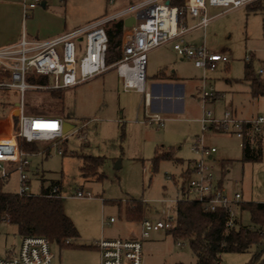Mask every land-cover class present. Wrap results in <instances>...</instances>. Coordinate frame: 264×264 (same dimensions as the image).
<instances>
[{"label": "rangeland", "instance_id": "374dc122", "mask_svg": "<svg viewBox=\"0 0 264 264\" xmlns=\"http://www.w3.org/2000/svg\"><path fill=\"white\" fill-rule=\"evenodd\" d=\"M7 1L0 0V7ZM48 1L47 10L38 17L31 18L33 10L26 13L23 27L27 40L43 38L62 26L67 16L76 21L87 19L104 7L108 9L105 15L108 16L118 9L121 0L114 5L106 0H68L65 12L64 0ZM225 10L208 7V16L213 17L210 25L205 30L187 35L185 41L197 47L204 46L212 53L225 54L230 59L229 63H220L216 70L204 74L193 62L181 59L171 45H165L148 53L147 75L174 71L178 78L188 83L193 95L198 88L201 89L205 78L207 88L220 93L218 100L207 103L216 119H221L227 109L236 112L239 119L264 116V96L253 98L249 85L243 82L247 55L254 56L252 65L255 72L264 66V0L238 10ZM197 21L188 16L186 25L190 27ZM11 31L15 32L16 28ZM60 93L61 97L57 99L50 92H26V113L60 117L77 128L88 122V128L61 145L63 156L57 154L52 144L36 143L39 150L28 157L29 163L25 167L31 183L29 193L39 196L54 185L61 188L63 210L79 231L80 240L76 243L80 245H90L95 240L93 238L102 235L126 238L134 234L140 237L141 224L127 220L124 215L129 205L135 207L143 203L144 219L151 222L167 216L174 218L175 203L169 205V201L180 199L179 190L186 176H182L183 170L189 161L198 159L192 148L202 136L199 122L201 100L187 96L185 113L176 114L173 120H167L164 127L158 129L145 123L147 115L143 94L124 92L116 70ZM19 102V95L0 92V106L6 108L1 107L0 110L7 111ZM0 116L5 114L0 113ZM68 117L70 119L66 121ZM204 138L205 146L217 151L206 164L212 167L217 181L222 179L225 194L232 198L243 189L247 199L264 202V138L263 159L255 163L242 162L241 141L232 134L211 129ZM48 147L51 149L47 150ZM157 152H169L172 158H178L182 163L160 161L154 165ZM89 156L104 161L99 170L100 180L82 176L83 158ZM9 170L10 176L0 179L3 192L17 194L19 176L14 169ZM78 191L89 194L91 198H76ZM237 216L241 224L251 225L248 212H237ZM111 218L115 222L104 226L103 223ZM8 227L12 229V226ZM142 244L143 264H194L196 261L190 245L175 243L168 231L153 232L150 239ZM55 247L58 246L53 245V250ZM81 251L79 248H64L61 258L71 264H88V257L92 256ZM57 252L56 260L60 250ZM251 257V253H231L223 255L222 259L223 264H247Z\"/></svg>", "mask_w": 264, "mask_h": 264}, {"label": "built area", "instance_id": "2783aa9c", "mask_svg": "<svg viewBox=\"0 0 264 264\" xmlns=\"http://www.w3.org/2000/svg\"><path fill=\"white\" fill-rule=\"evenodd\" d=\"M24 1V14L32 10L42 0ZM114 5L119 0H106ZM130 4L120 11L104 16L84 27L67 32L48 41L27 40L25 37L12 46L0 48V92L14 93L20 96V102L10 110V117L16 119V130L7 139L0 140V179H6L10 173L6 163H16L19 176L18 196L33 197L29 193L30 180L25 173L26 153L20 148V142L52 144L59 156L64 155L61 145L69 138L79 134L88 126H72L66 133L62 119L31 115L25 110L24 95L28 91L60 92L74 89L82 83L116 70L125 92L143 94L145 106L150 105V94L146 92V66L148 53L165 45H172L173 51L181 58L194 63L204 73L215 70L219 63H228L229 57L208 51L204 46L197 47L186 43L185 37L198 30H205L213 17L208 16V7L224 8L225 11L249 7L258 0H128ZM198 19L197 23L187 27V17ZM26 17V16H25ZM135 18V24L127 28L124 25L122 36V58L108 65L106 55L109 38L106 25L111 22ZM251 56L247 55L246 62ZM257 74L264 77V66ZM34 77H46L47 83L29 82ZM220 97V96H219ZM202 116L199 119L202 136L193 146L198 156L190 173L184 177L180 199L196 201L205 211L215 212L227 209L239 203L250 202L243 194V189L228 197L223 187L219 186L216 176L206 162L217 152L204 144V137L211 129L224 134H232L241 141V146L253 140L256 135L264 136V116L243 120L226 110L221 119H216L207 103L218 100L217 92L207 88L206 79H202L200 93ZM18 112V115H15ZM146 124L162 128L165 119L159 114L147 115ZM60 187H53L48 198H62ZM76 198H91L83 191L76 193ZM169 201V205L177 203ZM172 217L151 222H142L140 239H100L95 246L100 254V264H143V241L153 232L170 230ZM231 215L229 226H233ZM113 219L104 222L110 225ZM53 242L41 236L22 238L18 254L12 258L0 257V264H53L58 252L53 250Z\"/></svg>", "mask_w": 264, "mask_h": 264}, {"label": "trees", "instance_id": "16d2710c", "mask_svg": "<svg viewBox=\"0 0 264 264\" xmlns=\"http://www.w3.org/2000/svg\"><path fill=\"white\" fill-rule=\"evenodd\" d=\"M109 43L106 55L108 65H113L122 58V36L124 23L116 21L105 27ZM251 56L244 68L243 82L249 85L253 98L264 96V79L254 71ZM46 77H34L29 82L35 84L47 83ZM53 98H60L61 93L52 92ZM70 117L66 118L68 121ZM16 119L14 131L16 130ZM262 136L256 135L253 140L242 146V162L255 163L263 159ZM20 148L28 153L39 150L36 143L21 141ZM51 148L48 147L47 150ZM174 160L170 153L157 152L153 159L154 165L160 161ZM104 161L99 157L83 158L81 167L82 176L86 179H97L99 170ZM225 166L223 165V172ZM98 179L100 180L101 177ZM222 187V179L219 181ZM54 185L42 192L39 196L21 198L18 194L5 193L0 182V220L14 225L20 236H41L49 241H57L62 249L67 247L89 249L92 246L80 245L76 242L80 235L78 229L63 210L62 198H48L49 191ZM134 203V202H133ZM137 203V202H135ZM143 203L135 207L129 205L124 212L127 220L141 221L144 219ZM235 208V209H234ZM248 212L251 225L240 223L236 213ZM173 227L168 234L175 243L186 242L196 258L194 264H223L222 256L231 253H251L252 257L247 264L264 263V202H246L234 205L227 209L207 212L196 201L185 198L175 204ZM234 215L233 226H229L231 215ZM184 264V263H178Z\"/></svg>", "mask_w": 264, "mask_h": 264}, {"label": "crops", "instance_id": "0c3cea01", "mask_svg": "<svg viewBox=\"0 0 264 264\" xmlns=\"http://www.w3.org/2000/svg\"><path fill=\"white\" fill-rule=\"evenodd\" d=\"M27 2L32 3V0H27ZM48 2H49L48 0H42L41 3L35 5V7L32 9L33 10V16L31 18H34L37 15L41 14L42 12L46 11L47 7H48ZM67 2H68V0H64V7H65L64 12L66 11V9L68 7ZM129 4H130V2L128 0H121L120 5L118 6V9L116 11L112 12V14H114V13L120 11L121 9L127 7ZM36 6H38V7H36ZM107 14H108V9H107V7H104V9L101 12H99L98 14H94L91 18H87V19H80V20L76 21V20H73L72 18L70 19L69 16H67L66 22L62 26L54 29L49 34L45 35L41 39H38L37 41L52 40V39L57 38V37L65 34L67 32H70V31H73L75 29L84 27V26L102 18L103 16H105ZM112 14H110V15H112ZM26 18L27 17H25V14H24V1L23 0H9L6 3L1 4V7H0V48L16 45L21 41V39L23 37L27 38L26 34L24 33V27H23ZM12 28H16V31L12 32L11 31ZM25 31H26V27H25ZM171 47H172V45H171ZM172 49H173V47H172ZM147 64H148V62H147ZM225 64H227V63H225ZM208 71H214V70H208ZM117 77H118V80L121 81L118 74H117ZM122 88H123V86H122ZM145 89H146V92L148 94H150V105L145 106V103H144L145 116L146 115L159 114L161 117H163L165 119V123L167 122V120H173L176 114L185 113V111H186V101L185 100H186L187 96L196 97L197 99H200V93H201L200 88H198L196 90V95H193L192 93H190L188 83L184 79L178 78L174 71H172L170 74H167V72H165V71H161L155 75L148 76L147 75V66H146ZM217 95H218V99H219L220 93L217 92ZM1 107L2 106H0V108ZM2 108L6 109L4 106ZM4 109L0 110V113L5 114V116H0V140L9 138V136L14 132V121L15 120L13 117L11 118L9 115L12 107L7 109V111H5ZM227 110H229V109H227ZM231 111L233 112V110H231ZM233 113L237 117L236 112H233ZM52 117L61 119L60 117H56V116H52ZM250 119H254V118H243V120H250ZM152 126H155V125H152ZM86 128H88V126ZM263 138H264V136H262V139ZM262 146H263V140H262ZM23 152L27 154V156H25V160H26L27 165H28V163H29L28 157L32 154H35L36 152L35 153H28L25 151H23ZM169 152H172L173 156H174V151L172 149H170ZM173 159L174 160H170V161H174L176 163H182V161L178 158L174 157ZM212 159H213V157L210 158L209 160H212ZM194 161L195 160H192V161H189L187 163L185 170H183L182 176L184 174L186 175V174L190 173L191 168L194 164ZM5 167L9 171V173H10L9 169H14V171L17 172L16 171V167H17L16 163H6ZM2 180H5V179H2ZM222 187H223V184H222ZM180 190H179V194L181 196ZM249 201H251V200H249ZM138 223H140L142 226L141 221H138ZM9 225L12 226V229H9V227H8ZM103 225L104 226H110L111 224L105 225L103 223ZM141 230H142V228H141ZM162 231H165V230H162ZM158 232H160V231H158ZM22 238L23 237L19 235L18 230L14 225H12L9 222H4V221L0 220V257L12 258V257L16 256L20 250ZM102 238H104V239H140L141 236L136 237V235L130 234L126 238H121V237H105L102 235V236H98L97 238H93L95 240L92 241V243L90 245L83 244L86 246H92L91 248L80 249V250H82L81 252H86V254L92 256V257H88L90 259V260L88 259L89 260L88 264H100V254H99V251L97 250L95 244L97 241H99ZM79 240H80V238H79ZM147 240H145V241H147ZM55 244H56V246H58V247H55V250L58 251V249H59L60 254H59V259L55 260V262L53 264H71L70 262L69 263L66 262V260H62V258H61L62 257V248L60 247L59 242L54 241L53 245H55ZM86 257H87V255H86ZM73 258H74V256L72 257V259ZM82 261H83V259H82Z\"/></svg>", "mask_w": 264, "mask_h": 264}, {"label": "water", "instance_id": "95a60500", "mask_svg": "<svg viewBox=\"0 0 264 264\" xmlns=\"http://www.w3.org/2000/svg\"><path fill=\"white\" fill-rule=\"evenodd\" d=\"M134 24H135V18H134V17H130V18H128V19H126V20L124 21V25H125V27H127V28L132 27ZM72 126H73V125H71L70 123L65 122V123H64V132L67 133V132L72 128ZM118 167H120V166H118Z\"/></svg>", "mask_w": 264, "mask_h": 264}]
</instances>
